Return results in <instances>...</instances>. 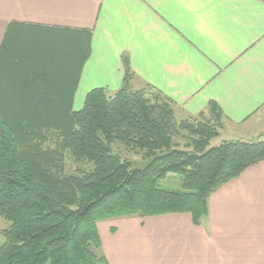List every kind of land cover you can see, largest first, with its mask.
I'll list each match as a JSON object with an SVG mask.
<instances>
[{"label": "trees", "instance_id": "16d2710c", "mask_svg": "<svg viewBox=\"0 0 264 264\" xmlns=\"http://www.w3.org/2000/svg\"><path fill=\"white\" fill-rule=\"evenodd\" d=\"M89 52V39L68 36L10 54L5 66L0 50V67L12 69L5 75L0 68V216L11 222L3 230L0 264H110L99 221L189 212L202 225L211 194L264 160V138L210 146L222 126L215 102L209 104L213 119L201 113L178 121L159 91L148 84L132 88L126 56L123 85L91 89L74 110ZM178 135L188 142L180 146ZM116 141L152 160L132 168L113 150ZM68 153L93 168L67 173ZM171 175L181 178V189L159 186Z\"/></svg>", "mask_w": 264, "mask_h": 264}, {"label": "crops", "instance_id": "0c3cea01", "mask_svg": "<svg viewBox=\"0 0 264 264\" xmlns=\"http://www.w3.org/2000/svg\"><path fill=\"white\" fill-rule=\"evenodd\" d=\"M68 36L90 40L74 110L91 89L123 85L126 56L132 88L152 86L178 120L213 119L215 102L216 137L264 138V0H0L5 66ZM208 209L202 225L189 212L101 220L102 250L110 264H264V160L214 191Z\"/></svg>", "mask_w": 264, "mask_h": 264}, {"label": "rangeland", "instance_id": "374dc122", "mask_svg": "<svg viewBox=\"0 0 264 264\" xmlns=\"http://www.w3.org/2000/svg\"><path fill=\"white\" fill-rule=\"evenodd\" d=\"M83 106V105H82ZM262 120L264 122V113L262 114ZM179 121V120H178ZM175 142H178L180 146H183L188 140H186L182 135H178L174 137ZM223 136L220 137H214L210 141V146H215L223 142ZM113 150L115 152H118L123 159H127L132 163V168H143L145 167L152 158L146 157L144 152L140 149H136L133 147H128L124 145L123 143L116 141L113 143ZM66 171L67 173H73L77 168L80 169H92L93 164L92 163H76L73 161L72 157L69 155V153L66 156ZM181 178L178 175H171L169 177H166L165 179L159 180V186L167 189H181ZM11 225V222L3 217L0 216V244L3 243L5 240V236L3 234V230L9 228Z\"/></svg>", "mask_w": 264, "mask_h": 264}]
</instances>
